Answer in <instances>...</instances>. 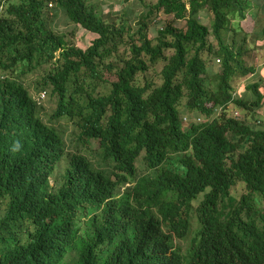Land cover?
<instances>
[{
  "label": "trees",
  "instance_id": "trees-1",
  "mask_svg": "<svg viewBox=\"0 0 264 264\" xmlns=\"http://www.w3.org/2000/svg\"><path fill=\"white\" fill-rule=\"evenodd\" d=\"M247 15L248 0H0V264H264V69L231 27ZM35 84L90 151L52 190L67 127L42 121ZM136 161L149 172L119 193Z\"/></svg>",
  "mask_w": 264,
  "mask_h": 264
},
{
  "label": "rangeland",
  "instance_id": "rangeland-1",
  "mask_svg": "<svg viewBox=\"0 0 264 264\" xmlns=\"http://www.w3.org/2000/svg\"><path fill=\"white\" fill-rule=\"evenodd\" d=\"M148 0H146L147 3ZM251 4H252V9L255 13V17L257 18V24L255 26V21L253 20V18L250 15H247L245 19L243 20H234L232 22V26L236 29V33H237V43L238 45L236 46L238 49L241 50L246 48V57L248 58L247 64H255L257 62L256 67L261 68L263 67L264 69V33H259L258 37H254L253 34L256 33V31H259L261 28H264V0H248ZM106 5L102 7L103 12H107V5H110L111 2L107 1L105 2ZM126 8L125 9H132L134 14L138 15V13H140V6L136 5V4H131L126 3L125 4ZM113 11H117L118 13L123 14V9L120 11V7L118 8V6H114L113 7ZM125 11V10H124ZM251 14V13H250ZM169 18H166V20H168ZM200 19L202 21V23L204 25L208 24V18L206 16V13L202 12L200 14ZM162 21H163V16L159 15V23H161L162 25ZM155 25V24H154ZM158 25V24H156ZM173 26L176 28H183L184 27V21H175L173 22ZM157 27V26H156ZM159 27V26H158ZM56 31L60 34L65 33L68 34L71 33L72 27L69 26H60L59 28L56 29ZM262 34V35H261ZM148 35L149 38H154L156 36V30L153 26H151V28H149L148 31ZM231 37V36H230ZM243 37H245V41L246 44L242 43V39ZM91 37L89 36V34L87 33L86 36V32L83 31L82 29L78 28L77 30L74 31L73 33V38L71 39L75 46L84 50L85 48H87L89 46V43L91 41ZM210 41H212V43H214L213 39L210 37L209 38ZM242 57V55H241ZM219 65V64H217ZM30 79L27 80V83H30ZM257 81V78L252 77L251 75H248L244 78H237L235 80H233V85L236 88V90L240 89L241 87H244L245 85H247V83H252ZM205 85L208 86V81L205 82ZM241 86V87H240ZM31 91H36L33 88L31 89ZM48 91V97L47 100L44 102L42 108L46 110L47 114H49L51 112V109L54 107L53 105V99L50 97L49 98V90ZM261 93H264V83L260 89ZM258 115H261L264 117V100L262 102V108L257 110ZM236 118H238L237 116H234ZM91 148H96V143L95 141L91 142ZM243 193V189L241 187H236L234 189V191L232 192V195L235 197H239L241 194Z\"/></svg>",
  "mask_w": 264,
  "mask_h": 264
},
{
  "label": "clouds",
  "instance_id": "clouds-1",
  "mask_svg": "<svg viewBox=\"0 0 264 264\" xmlns=\"http://www.w3.org/2000/svg\"><path fill=\"white\" fill-rule=\"evenodd\" d=\"M217 60V59H216ZM264 65V63H263ZM5 76L0 74V79H3ZM36 86V87H35ZM35 86H30L28 88V92L30 94V99L34 103L35 108L38 109L40 112L42 121L46 124H52L54 127H67L66 130L63 131L64 133V140L65 144L62 149H58L56 151V157H55V163H56V168L52 174L51 177L48 178V188L50 190L57 188L60 186L63 182V173L64 170L70 166V164L73 163L75 156H80L84 155V153H89V150H86L83 148V145L72 135V126L67 125L64 120L60 119L59 121L51 120V115L52 113L50 112L47 114L46 110L42 108L44 102L47 100L48 97V91L47 90H42L40 89L37 84ZM34 89L36 91H31V89ZM51 96H49L50 98ZM54 102V98L51 97ZM234 116H237V113H234ZM205 122V118H203L200 114H183L181 117V123L183 125V129L186 127L190 126L191 124H199ZM92 142V141H91ZM96 143V148H97V142ZM91 146V143H90ZM91 148V147H90ZM94 148V149H96ZM93 149V148H91ZM88 162L91 164L93 168H99L101 169L97 163L93 159H89ZM134 174L132 177H127V180L119 186V193H123L127 189H131L135 186L136 181L142 177V175L147 174L149 171L146 167H144L143 164L140 162L136 161L134 164ZM102 170V169H101ZM108 173V177L110 181H115V177L111 174ZM173 248L172 250H175L179 248L182 252H185L188 249V246L186 245L185 242L179 239H174L173 240Z\"/></svg>",
  "mask_w": 264,
  "mask_h": 264
},
{
  "label": "crops",
  "instance_id": "crops-1",
  "mask_svg": "<svg viewBox=\"0 0 264 264\" xmlns=\"http://www.w3.org/2000/svg\"><path fill=\"white\" fill-rule=\"evenodd\" d=\"M256 66H258V65H257V62H256ZM256 68H257V69H261L262 67H261V68L256 67ZM261 74H262V73H261ZM262 76H263V78H264V71H263Z\"/></svg>",
  "mask_w": 264,
  "mask_h": 264
},
{
  "label": "built area",
  "instance_id": "built-area-1",
  "mask_svg": "<svg viewBox=\"0 0 264 264\" xmlns=\"http://www.w3.org/2000/svg\"><path fill=\"white\" fill-rule=\"evenodd\" d=\"M216 62H218V60H216ZM264 63V62H263Z\"/></svg>",
  "mask_w": 264,
  "mask_h": 264
}]
</instances>
